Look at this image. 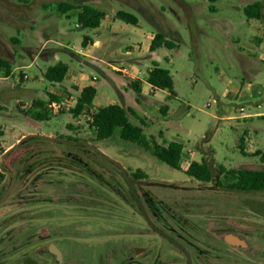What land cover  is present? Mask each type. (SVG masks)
Segmentation results:
<instances>
[{
    "label": "rangeland",
    "instance_id": "rangeland-1",
    "mask_svg": "<svg viewBox=\"0 0 264 264\" xmlns=\"http://www.w3.org/2000/svg\"><path fill=\"white\" fill-rule=\"evenodd\" d=\"M62 1L93 5L104 11L105 17L97 28H81L76 26L77 9L70 10L69 16L57 10ZM254 1L0 0V55L16 74L28 76L19 82L11 76L0 78V164L3 152L24 135L61 139L26 138L2 161L0 264H56L49 244L68 250L57 264H172L174 246L147 224L121 171L102 155L119 162L130 177L136 169L146 174L131 180L159 228L171 233L178 202L199 203L206 208L185 211L193 215L206 211L204 221L218 235L231 231L247 242L246 248L227 246L228 264H264V190L236 191L216 183L222 176L219 164L227 169H264L257 157L240 153L239 138L247 135V130L235 129L247 127L252 132L255 127L264 128V117H228L239 116L240 107L245 113L264 114V46H260L264 45V0L259 19L248 18L243 11ZM117 10L134 14L137 23L116 18ZM111 25L117 28L116 36L108 31ZM159 32L179 46L159 48L151 56L146 47L148 36ZM84 37L88 48L93 39L98 40L99 50L90 55L105 66L111 61L128 68L127 60L134 58L140 62L137 70L142 75L151 61L158 59L159 65L170 71L176 96L164 99L167 91L161 89L153 95L130 90L127 104L133 105L134 99L151 100L152 104L138 108V115L128 113L129 119L139 124L140 116L144 132L159 143H183L190 160L204 159L210 165L211 181H198L183 168L160 162L149 151L122 140L118 130L108 139L96 140L88 115L73 117L69 113L73 103L56 110L48 105L47 120L38 121L27 114L32 100L45 98L48 102L51 86L69 85L67 79L55 83L43 76L45 67L56 61H46L27 48L41 45L55 51L65 47L57 52V61L90 74L88 80L97 78L93 110L99 103H111L108 99L113 97L120 104L110 80L91 65L93 57H72L77 47H83ZM130 46L134 50L127 55ZM105 66L101 68L113 76L111 67ZM79 92L69 93L73 101ZM161 104L168 105L166 118ZM258 146L262 148V144ZM220 221L224 227L218 230L213 223ZM138 249L142 251L139 255L135 254Z\"/></svg>",
    "mask_w": 264,
    "mask_h": 264
},
{
    "label": "trees",
    "instance_id": "trees-1",
    "mask_svg": "<svg viewBox=\"0 0 264 264\" xmlns=\"http://www.w3.org/2000/svg\"><path fill=\"white\" fill-rule=\"evenodd\" d=\"M261 8V0H255L253 3L247 4L243 8V11L248 18L259 19L261 17ZM71 9H77L76 19L81 28H96L105 17L104 11L90 4L74 6L62 1L57 5V10L61 13H67V11ZM115 16L116 18L129 23L135 24L138 21L134 14L124 10H117ZM12 40L17 41L15 38H12ZM86 41L87 37H84L81 42L82 46L87 44ZM160 47L174 49L178 47V44L159 32L153 35L148 49L154 51ZM67 70V64L58 61L53 65L48 66L44 74L47 79L53 82H60L64 79ZM11 72L12 66L10 62L0 55V76L9 77ZM145 80L153 88L167 90L169 92V98L176 96V93L173 90V78L170 71L167 68L160 66L159 63L155 61L152 62L150 68L147 70ZM131 86L136 92L140 91L136 81H132ZM95 94L96 88L93 85L84 86L81 88L75 104L69 108L68 111L73 117H79L83 114L88 115V123L95 132L96 140L107 139L113 135L115 130H118L119 137L122 140L136 144L140 148L149 151V153L160 162L167 164L171 168L181 170L180 162L183 148L182 143L178 141L159 143L153 136L146 135L141 126L142 119H140V124H134L130 121L128 113L136 115L131 108H124L117 103H110L104 106L95 107L93 110ZM56 99L57 97L50 93H48V102L43 99H34L30 108L27 110V114L38 121L49 119L50 110L47 106L52 100ZM162 108H165V106H162ZM240 149H242V147H240ZM251 155L258 157L259 161L264 163V150L257 149L252 152ZM218 168L222 176L221 180L219 177L216 178V183L221 187L236 191L264 190V169H227L222 164H219ZM185 173L198 181L209 182L213 178L212 169L204 159H201L200 161H191L185 170ZM131 177L134 179H140L146 177V174L141 170L136 169L131 173Z\"/></svg>",
    "mask_w": 264,
    "mask_h": 264
},
{
    "label": "crops",
    "instance_id": "crops-1",
    "mask_svg": "<svg viewBox=\"0 0 264 264\" xmlns=\"http://www.w3.org/2000/svg\"><path fill=\"white\" fill-rule=\"evenodd\" d=\"M83 5V4H82ZM75 6V5H74ZM93 6V5H92ZM72 10V9H71ZM70 11V10H69ZM69 11H67V13H63L65 16H69ZM76 12H77V10H76ZM76 15V14H75ZM80 26L78 23H76V26ZM100 26V25H99ZM29 28H31V26H28ZM81 27V26H80ZM97 28V27H96ZM94 29V28H93ZM99 29V28H98ZM109 30V33L112 35V36H116V31H117V28L116 27H114L113 25H111V26H109V28H108ZM153 35L154 34H151V35H149L148 36V39H149V42H148V45L146 46L147 47V49L149 48V44H150V41H151V39H152V37H153ZM42 38H45V37H43L42 36ZM170 39V38H169ZM175 42V41H174ZM177 43V42H176ZM178 44V43H177ZM80 45V44H79ZM86 46V45H85ZM85 46H83V47H81L80 49L77 47L75 50H74V52H72L71 53V55H72V57H75L76 59H79V56H85V57H89V56H91V57H93L92 55H90V53H92L95 49L96 50H99L98 49V40L96 39H93V41H92V44H91V47L90 48H88V47H85ZM178 46H179V44H178ZM260 46H264V45H260ZM28 49H30V50H32V49H34L35 51L34 52H36V54H37V56H40L42 59H44V60H55L56 62H58L57 60H59L58 59V55H57V52L59 51V50H62V49H64L65 47H63V48H58V50H53V49H51V48H45V46H43V45H41L40 46V48H31V47H27ZM142 48V43H140V46H139V49H141ZM160 48H162V47H160ZM126 49V48H125ZM159 49V48H158ZM158 49H156V50H154V51H150L149 49H148V51H150V55L151 56H154V54L157 52V50ZM134 50V47L133 46H130V48L129 49H126V54L127 55H129V53L131 52V51H133ZM92 51V52H91ZM264 57V56H263ZM135 58H137V57H135ZM167 61H169V58L167 57V56H165L164 57ZM22 60H23V56H22ZM92 61H94L95 63H89V62H87L86 61V63L87 64H91L92 66H95V67H97L98 69H100V70H102V72H103V74H105V76H107V78L110 80V82H111V86H112V88L115 90V92L117 93V95H118V98H119V100H120V104H119V102L117 101V99H115L114 97L113 98H109L108 100H110L111 101V103H117V104H119V105H121L122 107H124V108H131V109H133L134 110V112L136 113V115H138L137 113H138V108H140L141 106H149L150 104H152L151 103V100H147L145 103H143L142 101H141V99H134V103H133V105H129V104H127V99L129 98V96H128V94H129V91L130 90H132V91H134L136 94H142L143 92H145V93H147V94H151V95H153V94H155V92L157 91V90H159V89H157V88H153L149 83H147L146 82V80H145V78H146V74H147V71H146V73L145 74H142V75H140L141 73H140V71H138L137 70V65H138V62H139V60H134V58L133 59H128L127 61H128V65H129V67L128 68H126V67H124L123 65V67H118V66H116L117 64L116 63H113V62H109L108 63V65L107 66H110L111 67V70H112V75L113 76H110L109 74H107L106 72L108 71V70H104V69H102L101 67H103V66H105V64H104V62L103 61H101V60H99L98 58H95V57H93V60ZM153 61H155V62H157V63H159V60L158 59H155V60H152L151 62H153ZM55 62V63H56ZM65 63V62H64ZM140 63V62H139ZM67 64V63H66ZM53 65V64H52ZM48 66H50V65H48ZM48 66H46L45 67V69L42 71V74H43V76L45 77V70H46V68L48 67ZM67 66H68V70H67V73H66V75H65V77H64V79L63 80H68L69 81V85L68 86H63L62 88H58V87H56V86H51L50 87V89H48L47 91H48V93H50V94H52V95H55L56 97H57V99L56 100H58L62 105L63 104H67V105H70V104H72L73 103V105H74V103H75V101H72V100H70L69 99V96H71L69 93L70 92H77L78 93V91L79 90H81V88H83L84 86H86V85H93L94 87H95V81L97 80V78L96 77H94V76H92L94 79H89L88 80V78L90 77V74H87V73H85V72H82V71H77V70H75V68H73V67H70V65L69 64H67ZM107 66H105V69H106V67ZM150 68V66L149 67H147V70ZM165 68V67H164ZM127 69H129V71L127 70ZM129 72V73H128ZM133 73H139V76H136V74L135 75H133ZM125 74L126 75H128V77L127 78H125L126 76H125ZM120 75L122 76V77H124L123 79L120 77ZM12 78H13V80L15 81V82H19L22 78H24V79H27L28 78V76L24 73V74H16V72H15V69L14 68H12V72H11V75H10ZM143 76H145V78H143ZM0 78H7V77H0ZM62 80V81H63ZM88 80V81H87ZM62 81H60V82H55V83H61ZM132 81H136L137 82V85H138V87L140 88V91L139 92H136L133 88H132V86H131V82ZM72 85H77L78 86V88L76 89V88H73L72 87ZM96 88V87H95ZM162 91L164 90V89H161ZM167 91V90H166ZM96 93H97V89H96ZM168 94H169V92L167 91V95H166V97H164V99H169V97H168ZM95 96H96V94H95ZM71 97H73V96H71ZM37 99H43V98H37ZM45 99V98H44ZM43 99V100H44ZM33 101V100H32ZM215 101V100H214ZM107 104H110V103H107ZM106 104V105H107ZM49 105V104H48ZM61 105V106H62ZM72 105V106H73ZM104 106L103 104L101 105L100 103L98 104V105H96V107L97 106ZM60 106V107H61ZM162 106H165V108H162ZM160 108H161V110H162V112H164V114H165V118H166V116H167V114H168V105L167 104H161L160 105ZM69 109V108H68ZM239 111H240V115L239 116H233V115H230V116H228L229 117V119H244V120H246V119H252L253 117H264V114H262V113H260V112H257V111H254V112H244V108L243 107H240L239 108ZM139 117V120L140 119H142V118H140V116H138ZM131 121V120H130ZM239 123V122H238ZM238 123L236 122V125H238ZM140 124V123H139ZM142 128H143V131H144V121L142 120ZM235 129L236 130H242V131H246L247 130V135H245V136H241L240 138H239V145H238V148H239V151H240V153H242L243 155H247V153H249L250 155L252 154V152H254L255 150H257V149H259V150H264V128H262V127H255L254 129H253V131L251 132V130L249 129V128H247V127H235ZM145 133V132H144ZM146 135H147V133H145ZM204 138V137H203ZM108 139V138H107ZM104 140V139H103ZM211 140H212V135L209 137V139L206 141L207 143H205V145H210L211 143ZM100 141V140H99ZM171 141H176V140H171ZM167 142H169V141H167ZM178 142H180V141H178ZM244 142H246V143H244ZM181 143V142H180ZM259 144H262V148L261 147H259L258 145ZM182 145H183V143H182ZM244 145L247 147V148H244ZM240 147H242V149H240ZM212 148V147H211ZM213 150H215L214 148H212ZM188 151H190V150H188ZM216 152V151H215ZM191 153V152H190ZM251 156H253V155H251ZM254 157H256V156H254ZM113 159V158H112ZM257 159H258V157H257ZM259 160V159H258ZM191 161H193V160H190V155H188L187 156V153H186V150H185V146L183 145V148H182V155H181V162H180V167L181 168H183L184 169V172H185V170L187 169V167L189 166V164H190V162ZM194 161H197V160H194ZM200 161V160H199ZM52 244H49L48 245V250H49V247L51 246ZM56 248H57V250L59 251V253H60V258H57V256L53 253V252H50V253H52V254H54L55 256H56V259L58 260V262H60V261H62V260H64V257H65V255H67L68 254V250H67V248H63V247H61V246H57V245H54ZM50 251V250H49ZM94 259H95V255H94ZM82 260H83V258H82ZM83 262V261H82ZM86 263H88V262H86ZM93 263H95V260H93ZM84 264V263H83Z\"/></svg>",
    "mask_w": 264,
    "mask_h": 264
},
{
    "label": "flooded vegetation",
    "instance_id": "flooded-vegetation-1",
    "mask_svg": "<svg viewBox=\"0 0 264 264\" xmlns=\"http://www.w3.org/2000/svg\"><path fill=\"white\" fill-rule=\"evenodd\" d=\"M6 172L13 179H15V176L12 173L8 171ZM134 201L136 202L135 199ZM198 204L199 203L196 202H190V203L178 202V206L174 207L173 216H174L175 226L170 231L171 233L165 231L177 241V244H173L165 238L168 242H170L174 246L172 264H228L229 248L227 246L236 247V248H246L247 242L243 240L240 235L231 231L224 233L222 236L218 235L215 230L213 231L211 227L208 226L209 223H205L204 221L205 217L203 216L207 214L206 211H202L194 215L189 211H185L186 209L206 208V207L198 206ZM137 207L140 213L142 214L138 204ZM191 216L195 217L196 219L194 220V218H192ZM213 225L214 228H217L218 230H221L224 227L222 221H220L218 225H216V222H214ZM227 234H232L237 236L238 238L244 241V245H234L227 242L225 240V236ZM141 253H142L141 249L135 251V254L137 255ZM263 254H264V250H263ZM52 255L55 258L56 264L59 263L58 260L56 259V256L54 254Z\"/></svg>",
    "mask_w": 264,
    "mask_h": 264
},
{
    "label": "water",
    "instance_id": "water-1",
    "mask_svg": "<svg viewBox=\"0 0 264 264\" xmlns=\"http://www.w3.org/2000/svg\"><path fill=\"white\" fill-rule=\"evenodd\" d=\"M29 137H42V138H45V139H48V140H61L60 138H56V137H55V138H49V137L41 136V135H39V134H27V135H24L23 137L20 138V140H19L14 146L9 147L8 149H6V150L3 152L2 157H1V164H0V166H2V161H3L4 157L7 155V153H8L10 150H12V149L16 148L17 146H19V144H20L24 139L29 138ZM86 144H87V143H86ZM87 145H89V144H87ZM89 146H90V148H92L95 152H97L98 154H100V152H99V150H98L97 148H94V147H92L91 145H89ZM100 155H102V154H100ZM102 157H104L105 159H108V160L114 162V163L117 165V167H118L119 170L121 171V173H122L124 179L126 180L128 186H129V188H130V191H131V193H132L133 198L136 200L137 204L139 205V208H140V210H141V212H142V214H143V216H144V219H145L146 222L149 224V226H150L151 228H153V230H155V231H156L157 233H159L161 236H163V237L166 238L168 241H170L171 243H173V244H177V241H176L174 238H172L168 233H166V232L163 231L161 228H159L158 226H156V225L154 224V222L150 219V217L148 216V213L146 212V209H145V207H144V205H143V203H142V201H141V199H140V197H139V195H138V193H137V191H136V189H135V182H134L133 180H131V177H130L129 175L126 174V172H125L123 166H122L119 162H117L116 160H114V159H112V158H110V157H107V156H104V155H102ZM225 240H226L227 242L231 243V244H234V245H244V241H243V240H241L240 238H238L237 236L232 235V234H227V235L225 236ZM49 250H50V252H53V253L57 256V258H60V253H59V251L57 250V248H56L54 245H51V246L49 247Z\"/></svg>",
    "mask_w": 264,
    "mask_h": 264
},
{
    "label": "built area",
    "instance_id": "built-area-1",
    "mask_svg": "<svg viewBox=\"0 0 264 264\" xmlns=\"http://www.w3.org/2000/svg\"><path fill=\"white\" fill-rule=\"evenodd\" d=\"M70 100H72V97H71ZM72 101H73V100H72ZM61 105H62V104H61L58 100H52V101L49 103V106L52 107L54 110L60 108ZM30 106H31V104L28 103V106H27V107H30Z\"/></svg>",
    "mask_w": 264,
    "mask_h": 264
}]
</instances>
